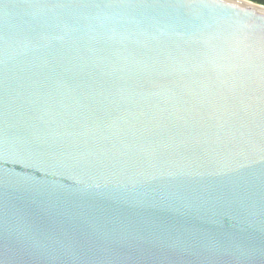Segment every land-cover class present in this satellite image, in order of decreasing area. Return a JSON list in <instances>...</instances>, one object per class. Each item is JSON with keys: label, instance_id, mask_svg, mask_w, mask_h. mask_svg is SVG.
Masks as SVG:
<instances>
[{"label": "water", "instance_id": "obj_1", "mask_svg": "<svg viewBox=\"0 0 264 264\" xmlns=\"http://www.w3.org/2000/svg\"><path fill=\"white\" fill-rule=\"evenodd\" d=\"M0 264H264V4L0 0Z\"/></svg>", "mask_w": 264, "mask_h": 264}, {"label": "trees", "instance_id": "obj_2", "mask_svg": "<svg viewBox=\"0 0 264 264\" xmlns=\"http://www.w3.org/2000/svg\"><path fill=\"white\" fill-rule=\"evenodd\" d=\"M253 1L264 4V0H253Z\"/></svg>", "mask_w": 264, "mask_h": 264}]
</instances>
